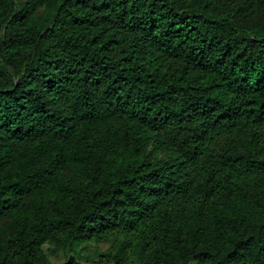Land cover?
Listing matches in <instances>:
<instances>
[{"label":"trees","instance_id":"16d2710c","mask_svg":"<svg viewBox=\"0 0 264 264\" xmlns=\"http://www.w3.org/2000/svg\"><path fill=\"white\" fill-rule=\"evenodd\" d=\"M110 239L264 264V0H0V264Z\"/></svg>","mask_w":264,"mask_h":264},{"label":"rangeland","instance_id":"374dc122","mask_svg":"<svg viewBox=\"0 0 264 264\" xmlns=\"http://www.w3.org/2000/svg\"><path fill=\"white\" fill-rule=\"evenodd\" d=\"M43 249L53 264H65L71 256L76 257L81 264H113L114 242L111 239L102 243L94 241L80 243L66 251L56 252L52 244H46Z\"/></svg>","mask_w":264,"mask_h":264}]
</instances>
